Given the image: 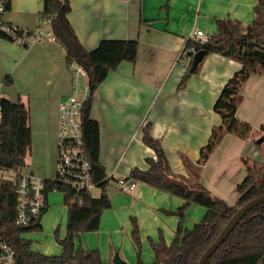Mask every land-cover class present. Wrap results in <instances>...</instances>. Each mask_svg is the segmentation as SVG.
<instances>
[{
    "label": "crops",
    "instance_id": "crops-1",
    "mask_svg": "<svg viewBox=\"0 0 264 264\" xmlns=\"http://www.w3.org/2000/svg\"><path fill=\"white\" fill-rule=\"evenodd\" d=\"M69 2V21L87 50H94L103 39L138 41L135 61L119 63L92 95L90 117L99 123L100 162L110 177L107 192L111 207L103 212L99 230L76 238V248H98L103 261L112 264L118 252L126 263L136 264L137 247L132 235L135 220L140 231L141 260L151 263L155 253L149 239L158 242L162 234L167 244L173 241L181 218L167 210L177 211L186 201L142 181H136L133 193H124L117 181L128 178L135 167L149 168L148 158L156 154L144 143L143 130L150 125L175 175L202 182L229 205L237 202V185L246 175V165L260 153L254 142L264 134V72L252 74L241 89L237 118L252 126L249 138L225 134L207 162L199 164L201 148L221 124V116L214 110L216 99L242 63L214 52L190 72L194 54L181 53L194 31L216 35L218 19L250 24L257 0ZM9 3L7 21L31 30L50 28V21L40 19L43 0ZM187 72L191 75L181 86ZM72 88L66 51L56 40L27 49L0 36V96L28 108L30 154L32 150L35 153L30 165L40 176L52 177L56 170L59 104ZM205 213L201 205L190 204L185 227L193 228Z\"/></svg>",
    "mask_w": 264,
    "mask_h": 264
},
{
    "label": "trees",
    "instance_id": "trees-1",
    "mask_svg": "<svg viewBox=\"0 0 264 264\" xmlns=\"http://www.w3.org/2000/svg\"><path fill=\"white\" fill-rule=\"evenodd\" d=\"M10 4V3H9ZM71 11L69 0H43L40 11L42 21H50V29L56 41L66 51L67 64L76 62L82 65L89 77L92 95L98 85L124 60L135 61L138 53V41L103 39L94 50H87L79 40L72 27L68 14ZM218 32L200 43L189 39L185 45L188 50L195 46L196 50L220 53L239 60L240 70L225 83L214 104V110L221 116V124L212 131L208 143L201 148L199 164L209 159L223 136L233 133L242 139L249 138L252 126L237 118V110L241 101V89L249 77L264 72V0H257L253 21L243 25L231 19H218ZM189 51L186 55H190ZM198 69V67H197ZM196 69V70H197ZM195 70V71H196ZM191 75L187 72L180 85H184ZM9 81V78L6 79ZM92 99V96H91ZM91 99L86 104L83 117V134L85 151L92 166L94 181L100 189V195L83 192V203L73 200L76 191L72 188L49 180V187L64 191L65 204L68 207L66 235L56 238L62 247L59 254H45L32 248V240L22 236L25 231L41 229V224L22 227L16 224L18 194L16 187L9 182L0 186V236L16 250V264H112L104 262L98 248L85 250L76 248V237L82 233L97 231L100 228L103 212L111 207L107 192L110 177L100 162V128L99 123L90 117ZM2 122L0 124V163L10 168L26 165V159L32 149V131L28 108L7 97H1ZM264 131V125L261 126ZM143 141L154 149L157 159L148 158L149 168L135 167L128 179L142 181L157 189L169 192L186 201L177 211L180 223L175 238L167 244L162 234L159 241L149 239L155 253V260L144 263L141 260V240L137 221L133 222V239L137 247L136 264H197L199 257L216 239L228 219L235 210L247 201L264 194V163L254 162L246 165V175L237 185L239 194L234 205L211 192L200 181H188L175 175L171 169L161 140L151 133L150 125L143 130ZM260 151L262 144L254 142ZM48 191L46 192V202ZM206 209L203 218L193 228L185 227L186 209L192 204ZM48 205L43 209V214ZM264 255V203L252 208L229 234L227 239L208 259L206 264H261ZM130 264V263H126Z\"/></svg>",
    "mask_w": 264,
    "mask_h": 264
},
{
    "label": "built area",
    "instance_id": "built-area-1",
    "mask_svg": "<svg viewBox=\"0 0 264 264\" xmlns=\"http://www.w3.org/2000/svg\"><path fill=\"white\" fill-rule=\"evenodd\" d=\"M9 9V0H0V36L24 48H31L48 40L56 38L51 29L38 27L34 30L20 27L5 19ZM47 22V20L43 21ZM193 40L204 43L208 40L203 30L198 29L192 35ZM184 49L191 54L197 52L195 46ZM73 77V88L65 99L59 104L58 111V136L56 153V172L53 179L35 173L28 165L10 168L0 163V186L2 182H9L16 187L18 205L16 224L28 227L40 223L43 209L46 208V192L59 191L49 187V180L58 181L76 191L73 200L82 205V193L97 189L94 181L92 166L85 151L83 134V117L86 104L91 99L92 90L86 69L79 63L67 64ZM0 96V100H1ZM2 106L0 103V124L2 122ZM155 160L157 156L153 157ZM109 176V175H108ZM120 191L133 193L136 181L120 178L118 181ZM64 193V191H61ZM0 264H16V250L0 236Z\"/></svg>",
    "mask_w": 264,
    "mask_h": 264
},
{
    "label": "rangeland",
    "instance_id": "rangeland-1",
    "mask_svg": "<svg viewBox=\"0 0 264 264\" xmlns=\"http://www.w3.org/2000/svg\"><path fill=\"white\" fill-rule=\"evenodd\" d=\"M34 154L35 153L32 150V154H30L26 159V164L28 165L29 169H32L35 172L34 168L30 165L32 160L34 159L33 157ZM251 161L252 164L256 162L258 165H262L264 163V142L262 143V146L260 148L259 155L256 154L255 159L251 158ZM55 172L54 175L50 177L51 179L54 178ZM92 194L94 196H99L100 189L99 190L95 189L94 191H92ZM64 198L65 197L63 192H59V191L49 192L48 209L43 214V217L41 219V226H42L41 229L28 230L22 234L24 238L32 240V248L34 250L44 252L43 250L48 249V250L58 251L57 253H52V254L61 253L62 247L56 238V232L58 233L60 239L64 238L66 235L68 207L65 204ZM53 203H58L59 206H53Z\"/></svg>",
    "mask_w": 264,
    "mask_h": 264
},
{
    "label": "water",
    "instance_id": "water-1",
    "mask_svg": "<svg viewBox=\"0 0 264 264\" xmlns=\"http://www.w3.org/2000/svg\"><path fill=\"white\" fill-rule=\"evenodd\" d=\"M206 56V51L199 50L196 52L192 59V64L190 67V72H194L198 65L203 61ZM258 144H262L264 142V134L256 139ZM134 181V180H130ZM264 203V194L260 195L256 198H253L247 201L244 205L238 207L234 214L228 219L227 223L224 225L216 239L207 247V249L202 253L199 257L197 264H206L208 259L212 256V254L218 249V247L227 239L229 234L233 231V229L238 225L240 220L255 206ZM113 264H126V261L122 259L118 252H116L113 258ZM261 264H264V255L261 260Z\"/></svg>",
    "mask_w": 264,
    "mask_h": 264
}]
</instances>
